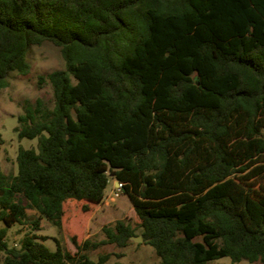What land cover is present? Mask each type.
<instances>
[{
	"label": "trees",
	"instance_id": "1",
	"mask_svg": "<svg viewBox=\"0 0 264 264\" xmlns=\"http://www.w3.org/2000/svg\"><path fill=\"white\" fill-rule=\"evenodd\" d=\"M45 42L64 68L39 76L53 107L18 116L39 148L0 172V264H95L103 245L127 247L138 235L122 220L102 241L72 236L75 252L63 240L66 205L103 203L111 179L161 264H264V0H0V89Z\"/></svg>",
	"mask_w": 264,
	"mask_h": 264
},
{
	"label": "rangeland",
	"instance_id": "2",
	"mask_svg": "<svg viewBox=\"0 0 264 264\" xmlns=\"http://www.w3.org/2000/svg\"><path fill=\"white\" fill-rule=\"evenodd\" d=\"M28 60L31 64V71L28 75L22 76L16 72H11L6 81V87L0 89V172L8 176L16 175L18 172L17 155L21 148L34 149L38 151L39 137L34 139L21 138L16 131L19 126L18 116L24 113V104L31 101L33 104L37 99L42 101L44 108L53 107V92L48 83L40 85L39 76H46L48 73L64 68V61L61 50L50 42H45L40 46H32L28 53ZM113 179L110 180L106 190V197L101 204H92L85 201L75 204H67L64 234V243L67 248L75 252V247L70 241L72 236H76L78 241L91 239L102 241L106 235L102 231L103 227L113 226L116 221L122 220L135 229L138 236L139 218L128 196L120 192L119 197L114 196L115 185ZM88 206V211H83V206ZM32 216L33 211L28 210ZM3 223L0 222V228ZM20 226L12 227L7 236L9 245H14L21 236ZM40 234L50 237L45 241V245L50 249H55L53 237L60 234L56 227L42 222ZM137 236V237H138ZM110 254L106 262L100 263L99 258ZM91 259L95 264H161V260L156 256L154 249L144 240L131 238L127 247H118L115 244H106L99 249L90 252ZM210 264H261L259 262L250 263L246 260L234 263L229 258H221Z\"/></svg>",
	"mask_w": 264,
	"mask_h": 264
},
{
	"label": "built area",
	"instance_id": "3",
	"mask_svg": "<svg viewBox=\"0 0 264 264\" xmlns=\"http://www.w3.org/2000/svg\"><path fill=\"white\" fill-rule=\"evenodd\" d=\"M115 192H114V196L115 197H119L120 196V192L123 191V183L119 182V181H115Z\"/></svg>",
	"mask_w": 264,
	"mask_h": 264
},
{
	"label": "water",
	"instance_id": "4",
	"mask_svg": "<svg viewBox=\"0 0 264 264\" xmlns=\"http://www.w3.org/2000/svg\"><path fill=\"white\" fill-rule=\"evenodd\" d=\"M132 238H133V237H132ZM135 238H138V239H140V241H142V240H143L142 236H138V237H135Z\"/></svg>",
	"mask_w": 264,
	"mask_h": 264
},
{
	"label": "crops",
	"instance_id": "5",
	"mask_svg": "<svg viewBox=\"0 0 264 264\" xmlns=\"http://www.w3.org/2000/svg\"><path fill=\"white\" fill-rule=\"evenodd\" d=\"M116 183H115V181H114V185H115Z\"/></svg>",
	"mask_w": 264,
	"mask_h": 264
}]
</instances>
